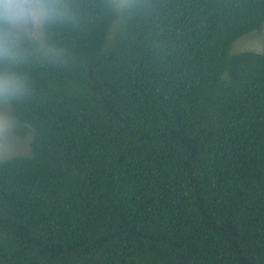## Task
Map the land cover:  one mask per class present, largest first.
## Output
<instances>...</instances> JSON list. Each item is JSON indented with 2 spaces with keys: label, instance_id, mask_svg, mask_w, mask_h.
Instances as JSON below:
<instances>
[{
  "label": "trees",
  "instance_id": "1",
  "mask_svg": "<svg viewBox=\"0 0 264 264\" xmlns=\"http://www.w3.org/2000/svg\"><path fill=\"white\" fill-rule=\"evenodd\" d=\"M67 5L11 66L0 264H264V0Z\"/></svg>",
  "mask_w": 264,
  "mask_h": 264
},
{
  "label": "clouds",
  "instance_id": "2",
  "mask_svg": "<svg viewBox=\"0 0 264 264\" xmlns=\"http://www.w3.org/2000/svg\"><path fill=\"white\" fill-rule=\"evenodd\" d=\"M121 10L130 0H108ZM70 15L67 0H0V63L9 68L0 71V103H7L28 94L29 83L21 73L11 70L25 59L22 41L28 26L37 22L64 19Z\"/></svg>",
  "mask_w": 264,
  "mask_h": 264
},
{
  "label": "rangeland",
  "instance_id": "3",
  "mask_svg": "<svg viewBox=\"0 0 264 264\" xmlns=\"http://www.w3.org/2000/svg\"><path fill=\"white\" fill-rule=\"evenodd\" d=\"M28 34L41 35V22L28 26ZM233 49L255 50L264 53V28L261 32H252L239 38ZM8 103H0V158L6 159L12 155L26 152L28 145L27 139H22L11 132L10 118L7 113Z\"/></svg>",
  "mask_w": 264,
  "mask_h": 264
}]
</instances>
